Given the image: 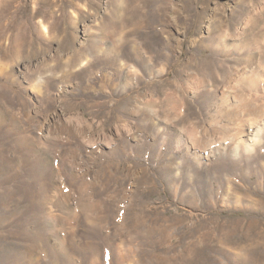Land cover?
Masks as SVG:
<instances>
[{
	"label": "rangeland",
	"instance_id": "374dc122",
	"mask_svg": "<svg viewBox=\"0 0 264 264\" xmlns=\"http://www.w3.org/2000/svg\"><path fill=\"white\" fill-rule=\"evenodd\" d=\"M0 264H264V0H0Z\"/></svg>",
	"mask_w": 264,
	"mask_h": 264
},
{
	"label": "bare ground",
	"instance_id": "6f19581e",
	"mask_svg": "<svg viewBox=\"0 0 264 264\" xmlns=\"http://www.w3.org/2000/svg\"><path fill=\"white\" fill-rule=\"evenodd\" d=\"M214 37V36H213ZM217 37V36H216ZM215 41V40H214ZM258 47V46H257ZM204 65H207V64H204ZM203 65V66H204ZM251 145V142L250 141H248V146H250Z\"/></svg>",
	"mask_w": 264,
	"mask_h": 264
}]
</instances>
